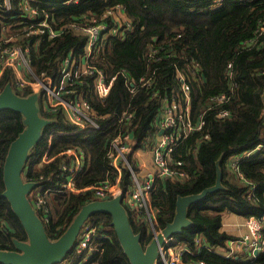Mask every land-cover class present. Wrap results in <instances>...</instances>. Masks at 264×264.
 Instances as JSON below:
<instances>
[{"label":"trees","instance_id":"1","mask_svg":"<svg viewBox=\"0 0 264 264\" xmlns=\"http://www.w3.org/2000/svg\"><path fill=\"white\" fill-rule=\"evenodd\" d=\"M18 1L12 0L11 10L0 6V25L8 29L12 24V33L26 26V23L14 24L23 11L17 6ZM31 5L41 11L45 9L56 27L99 16L117 5L122 6L130 20V25H125L118 34L109 35L99 51L97 64L109 77L117 74L108 96L100 99L89 83L78 86L85 90L86 98L100 115L98 128L76 132L77 125L67 118L62 108L46 110L43 99L39 100L42 115L52 121L32 148L23 177L40 182L29 197L34 201L38 194L43 196L44 206L48 208L45 225L49 235L57 238L83 204L99 199L90 190H60L63 158L72 160V156L62 152L67 148L85 152L84 166L76 176L77 187L91 186L107 177L113 180L116 172L107 156L111 140L128 131L136 148H151L157 138L164 98L181 89L180 72L191 87L194 121L198 122V115L204 111L205 123L174 152V158L183 160L186 178H158L155 182L152 202L160 208L158 225L163 228L172 220L179 195L198 193L215 184L220 160L226 188L210 192L191 204L189 216L194 223L174 235L175 244L188 248L183 254L186 261L264 264V252L254 255L240 251L226 256L218 251L236 239L221 229L224 213L264 219V31L257 33L262 20L264 23V0H78L69 3L67 0H31ZM20 35L18 43L31 48V62L38 73H54L61 58L72 49L81 51L86 41L84 33L69 30L52 39ZM252 37L253 40L245 44ZM151 45L158 51L151 54ZM142 77L150 79V84H143ZM8 82L16 89L10 68L0 76V91ZM16 91L22 95L30 93L29 90ZM220 93H225L228 100L206 110L211 105L210 97ZM223 108L230 109L232 115L218 117V111ZM124 111L131 116L122 119ZM24 126L22 113L0 109V248H14V236L27 237L10 203L2 195L5 157ZM205 133L210 136L203 137ZM260 144L262 147L256 149ZM245 151L251 153L241 158L239 165L244 179H238L230 169V158ZM45 154L54 158L45 162ZM121 185L127 194L132 185L127 170L123 172ZM128 211L135 231L142 232V243H147L152 237L147 225ZM89 219L97 227L92 243L94 249L91 252L85 249L79 254L75 253V246L67 261L70 264H131L115 232L112 216L97 212ZM86 253L88 259L84 261ZM158 264H164L161 258Z\"/></svg>","mask_w":264,"mask_h":264},{"label":"built area","instance_id":"2","mask_svg":"<svg viewBox=\"0 0 264 264\" xmlns=\"http://www.w3.org/2000/svg\"><path fill=\"white\" fill-rule=\"evenodd\" d=\"M71 1L78 0H67V3ZM0 6L5 10H11L13 8L12 0H1ZM17 6L23 11L17 17V21H14V24L26 23V26L16 33H12L13 30L10 28L12 24L8 25V29L0 25V76L6 69H12L16 89L39 93L46 110L55 111L62 108L67 118L77 125L76 132H90L92 129L98 128L100 124L97 119L100 115L86 98L85 90L78 86L89 83L88 86L92 85V90L102 100L110 93L117 74L109 77L107 72L97 64V58L104 40L109 35L118 34L125 25H130L128 18L127 20L122 19V16L126 15L122 6L117 5L108 8L99 16H88L82 22L71 21L59 27L50 21V15L45 9L41 11L37 6H32L31 0H20ZM66 30L86 35L82 50H70L61 58L54 73L48 71L38 73L31 62V48L18 43L19 35L23 33L20 36L36 35V38L47 37L52 39L60 36ZM263 31L264 23L262 20L261 25L257 28V33L260 34ZM251 40L253 37L249 38L245 44ZM149 51L152 54L157 52L158 48L151 45ZM122 74L128 81L129 78L126 77L125 73L122 72ZM178 77L181 81V89L171 97L164 98L158 122L157 138L151 148L148 149L151 155L148 167L141 165V150L136 148L132 134L128 131L121 132L113 137L107 152L109 164L116 172L113 180L107 177L100 183L84 188L77 187L76 176L84 166L85 152L83 149L67 148L62 153L72 156V160L68 161L67 157L63 158L60 190L67 192L90 190L99 199L111 198L121 192L124 193L121 180L123 172L127 170L135 180V189L131 194L129 192L124 196V204L128 210L134 213L136 219L145 222L152 237L155 236L161 230L158 225L160 208L152 202L155 182L158 178H186L187 172L183 168V160L174 158V152L182 141L192 132L201 129L205 123L204 111L198 115V122L194 121L191 87L182 73L179 72ZM141 82L150 84V79L142 77ZM130 84L133 85L134 83L130 82ZM210 100L211 105L206 110L226 102L228 97L225 93H220L212 95ZM217 115L220 118H227L232 115V112L230 109L223 108L218 111ZM130 116V112L124 111L122 119ZM55 132L60 131H53V133ZM209 136L208 133L203 135L205 138ZM261 147L260 144L256 149ZM250 153L251 151H245L230 158V169L238 179H244V174L239 165L240 160L245 154ZM53 158H48L45 154L43 161L48 162ZM134 162H137L138 165ZM142 163L146 164L145 161ZM248 195L250 196L251 192ZM33 204L40 216L42 213L43 220L47 221L48 208L44 206V198L41 194H38ZM243 225L247 231L239 238L230 241L233 248L223 252L224 255L229 256L240 251L251 252L254 255L264 252V219L252 215L243 220ZM96 229L97 227L90 220L83 224L75 245L79 254H82L85 249L90 250V252L94 249L92 243ZM176 241V237H171L166 239L161 246L159 258L164 264H207L205 260H199V262L184 261L183 254L188 248L185 246L175 247ZM255 249L257 253H254ZM87 259L88 253L85 254L83 260L86 261ZM66 261L67 259L57 264H64ZM67 264L70 263L67 262Z\"/></svg>","mask_w":264,"mask_h":264},{"label":"water","instance_id":"3","mask_svg":"<svg viewBox=\"0 0 264 264\" xmlns=\"http://www.w3.org/2000/svg\"><path fill=\"white\" fill-rule=\"evenodd\" d=\"M13 109L23 115L24 128L11 142L3 166L5 188L2 195L21 222L26 238L12 237L14 248H0V263L3 264H57L63 262L72 252L83 224L97 212L112 216L117 237L131 264H158L161 246L166 239L182 233L194 222L189 216L191 204L203 199L208 193L225 189L220 160L217 162L215 184L201 192L179 195L176 210L171 221L147 243H142V232L135 231L132 219L124 204L123 192L105 199H93L81 206L72 221L57 238L47 232L45 221L35 208L29 195L40 185L39 181L28 180L23 172L32 148L43 136L44 128L51 119L41 113L39 93L22 95L8 82L0 91V109ZM162 133V130H160ZM257 253V250H254Z\"/></svg>","mask_w":264,"mask_h":264},{"label":"crops","instance_id":"4","mask_svg":"<svg viewBox=\"0 0 264 264\" xmlns=\"http://www.w3.org/2000/svg\"><path fill=\"white\" fill-rule=\"evenodd\" d=\"M141 153H142L141 154V165L142 166L147 165L148 167L149 161L151 160V155L147 149H141ZM142 161H145L146 164L142 163ZM244 219L245 217L240 216L239 214H236V213H224L221 229L229 234L236 236V238H239L246 231V227L242 224ZM232 248H233L232 243L229 242L226 247L218 248V251L223 253L226 250L232 249ZM235 251H236V248H235Z\"/></svg>","mask_w":264,"mask_h":264},{"label":"rangeland","instance_id":"5","mask_svg":"<svg viewBox=\"0 0 264 264\" xmlns=\"http://www.w3.org/2000/svg\"><path fill=\"white\" fill-rule=\"evenodd\" d=\"M118 16H120V15H118ZM126 16V17H125ZM121 17V16H120ZM122 19L123 20H127V15H123L122 16ZM23 73V72H22ZM39 100H40V97H39ZM136 143V142H135ZM142 148H140V150H141ZM148 150V149H147ZM142 154V153H141ZM136 157H138L137 155H135ZM135 164H137V162H134ZM138 165V164H137ZM141 176H142V173H141ZM130 178H131V180H132V182H133V185L132 186H130V190L128 191V193L130 192V194H131V192L135 189V180H134V178L130 175ZM127 193V194H128ZM127 194H125V195H127ZM130 194H129V197H130ZM90 219H88V221H89ZM243 224V223H242ZM97 230V229H96ZM246 231H247V229H246ZM245 231V232H246ZM200 240V238L199 237H197V241H199ZM175 247H181V246H184L183 244H175L174 245ZM75 253H78L77 252V250L75 251ZM184 259V258H183ZM185 261V260H184ZM66 262H68V261H66ZM186 262H188V261H186Z\"/></svg>","mask_w":264,"mask_h":264}]
</instances>
